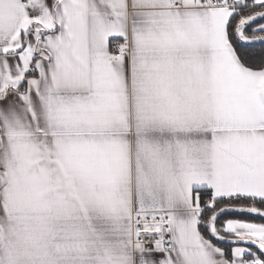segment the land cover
Returning <instances> with one entry per match:
<instances>
[{
  "label": "snow or ice",
  "instance_id": "snow-or-ice-1",
  "mask_svg": "<svg viewBox=\"0 0 264 264\" xmlns=\"http://www.w3.org/2000/svg\"><path fill=\"white\" fill-rule=\"evenodd\" d=\"M0 264H264V0H0Z\"/></svg>",
  "mask_w": 264,
  "mask_h": 264
}]
</instances>
